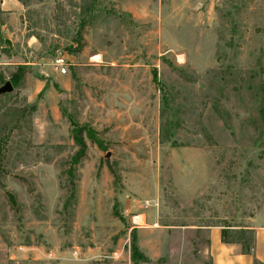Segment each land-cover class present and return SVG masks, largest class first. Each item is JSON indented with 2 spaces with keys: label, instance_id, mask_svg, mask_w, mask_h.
<instances>
[{
  "label": "rangeland",
  "instance_id": "1",
  "mask_svg": "<svg viewBox=\"0 0 264 264\" xmlns=\"http://www.w3.org/2000/svg\"><path fill=\"white\" fill-rule=\"evenodd\" d=\"M16 2L0 0V264H211L214 227L249 251L264 0Z\"/></svg>",
  "mask_w": 264,
  "mask_h": 264
},
{
  "label": "crops",
  "instance_id": "2",
  "mask_svg": "<svg viewBox=\"0 0 264 264\" xmlns=\"http://www.w3.org/2000/svg\"><path fill=\"white\" fill-rule=\"evenodd\" d=\"M5 10L18 9L16 0H2ZM209 253L211 264H264V228L254 230V240L250 251H242L237 244L224 243L221 229H209Z\"/></svg>",
  "mask_w": 264,
  "mask_h": 264
},
{
  "label": "trees",
  "instance_id": "3",
  "mask_svg": "<svg viewBox=\"0 0 264 264\" xmlns=\"http://www.w3.org/2000/svg\"><path fill=\"white\" fill-rule=\"evenodd\" d=\"M80 41H81V39L79 38V40L77 42L79 43ZM82 48H83V45H80V47L77 50H74V52H76V53L81 52ZM14 83L16 84L15 77H14ZM74 141L78 145V150H77L75 156L73 157V164H78L86 155L87 145L79 137H74ZM1 149L3 150V147ZM2 161H4V157H0V163H2ZM0 174L2 175V171H0ZM68 180H69V189H70V196L69 197H70V199H74L75 198V192H76V184H75V175H74L71 168L68 170ZM221 237H222V241L224 243H227L223 239L222 230H221ZM253 240H254V232H253ZM252 245H253V243H252ZM133 257H134V255H132V259H133Z\"/></svg>",
  "mask_w": 264,
  "mask_h": 264
},
{
  "label": "built area",
  "instance_id": "4",
  "mask_svg": "<svg viewBox=\"0 0 264 264\" xmlns=\"http://www.w3.org/2000/svg\"><path fill=\"white\" fill-rule=\"evenodd\" d=\"M52 65L53 67H55V70L60 75H64L68 67V60L63 56H57L56 58L53 59Z\"/></svg>",
  "mask_w": 264,
  "mask_h": 264
},
{
  "label": "water",
  "instance_id": "5",
  "mask_svg": "<svg viewBox=\"0 0 264 264\" xmlns=\"http://www.w3.org/2000/svg\"><path fill=\"white\" fill-rule=\"evenodd\" d=\"M12 91L13 86L9 81L5 82L3 85L0 86V96L11 93Z\"/></svg>",
  "mask_w": 264,
  "mask_h": 264
}]
</instances>
